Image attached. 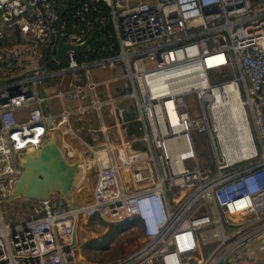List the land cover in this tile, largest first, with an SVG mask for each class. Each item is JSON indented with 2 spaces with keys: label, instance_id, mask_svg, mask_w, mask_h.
<instances>
[{
  "label": "built area",
  "instance_id": "obj_1",
  "mask_svg": "<svg viewBox=\"0 0 264 264\" xmlns=\"http://www.w3.org/2000/svg\"><path fill=\"white\" fill-rule=\"evenodd\" d=\"M64 1L28 0L27 13L22 0H0V264H79L78 242L65 247L80 216L95 215L131 222L141 238L98 264H224L264 229V0ZM59 40L84 51L57 59ZM95 70L121 75L96 83ZM230 85L252 151L242 159ZM51 130L65 157L90 152V202L5 204L21 155ZM195 134L215 140L211 170L199 165Z\"/></svg>",
  "mask_w": 264,
  "mask_h": 264
},
{
  "label": "rangeland",
  "instance_id": "obj_2",
  "mask_svg": "<svg viewBox=\"0 0 264 264\" xmlns=\"http://www.w3.org/2000/svg\"><path fill=\"white\" fill-rule=\"evenodd\" d=\"M263 1V0H261ZM8 46H16L17 43L10 41L8 39L5 42ZM121 75L119 70L109 71V70H95L92 72L93 80L96 83H100L105 79L119 77ZM99 91L105 92L104 86H99L97 88ZM50 107L52 110H56L57 103L51 102ZM124 109L128 114H124L127 118H131L127 105H123ZM105 124L108 125L107 118L105 116ZM243 117V114L240 116ZM245 124V119L242 121ZM95 141L91 142L92 145H97L102 141L101 135L96 134ZM194 141L197 148V156L199 165L202 168L213 169L214 156L212 146L214 139H211L205 134H195ZM96 168L89 169L88 179L84 180V183L88 181L89 187L83 183L80 185L79 199L84 203L90 202V197L86 198V194H91L92 182L95 179ZM83 181V180H82ZM78 185L76 188H78ZM86 198V200L84 199ZM76 205V204H75ZM80 227L77 229V242L78 251L76 253L79 264H98L103 263L108 260H112L120 256L121 254L128 253L140 243L139 230L133 223L129 222L127 224L121 223H111L107 221V218L100 215H95V217L86 219L83 216L79 218ZM84 227V228H83ZM256 238V237H255ZM254 237H251L244 241L241 247L237 248L235 251L229 253L224 264H239L238 256L241 254L242 258H245L246 264H252L250 260H262L264 257V250H259V242ZM214 244L210 243L203 247L202 252L206 256L210 253ZM246 257L250 260H246Z\"/></svg>",
  "mask_w": 264,
  "mask_h": 264
},
{
  "label": "water",
  "instance_id": "obj_3",
  "mask_svg": "<svg viewBox=\"0 0 264 264\" xmlns=\"http://www.w3.org/2000/svg\"><path fill=\"white\" fill-rule=\"evenodd\" d=\"M25 4L27 13L31 11V5L28 0H22ZM64 10V9H62ZM109 20L106 21V25ZM94 31L88 37L91 40ZM67 50H72L75 53H82L83 46H71L64 44L61 40L57 43L55 58H62L65 56ZM49 61L46 62L48 64ZM100 148V145L94 149ZM89 151L84 153V156H89ZM19 164L21 173L13 182V188L10 191L9 197L5 200V204H11L17 200L23 202L27 201H41L47 200L52 196L59 198L65 202H69L68 193L72 190L73 185L81 174L79 163H67L59 148L55 145L53 139L36 150H29L22 154ZM77 231L74 230L71 243L65 250L68 251L70 247L77 244ZM261 234L258 238H261ZM261 243H264L262 238Z\"/></svg>",
  "mask_w": 264,
  "mask_h": 264
},
{
  "label": "bare ground",
  "instance_id": "obj_4",
  "mask_svg": "<svg viewBox=\"0 0 264 264\" xmlns=\"http://www.w3.org/2000/svg\"><path fill=\"white\" fill-rule=\"evenodd\" d=\"M228 91L231 93V96L228 100V109L231 111V114H232L231 120L235 123V126H236L235 130H237V131H236V134L234 136H236L237 144H239V148H237V149H236V147L234 148V156L239 158V159H242V158L249 157L250 154L252 153V151L248 145L242 144V143H245V139L249 138V134L247 131H245V134L242 131V129L244 128V125H245L242 122V121H244V117H240L243 114V112H242L241 104H240L238 97L235 93L234 86L230 85L228 87ZM173 119H174V117L171 114V120H173ZM235 126H234V128H235ZM50 138L53 139V141L56 145L60 144V139L56 135L55 131H53V130L50 131V133L48 135V139H50ZM100 149H101V147L99 148V150ZM89 160H92V159L89 158L88 156H85L83 158L80 157V160H78L79 167L81 169V174L78 176V178L85 179L88 177L90 166L94 163V162L90 163ZM94 160H97V158ZM102 161H103V159H102ZM88 162L90 163V165L88 164ZM97 164H99V163H97ZM79 183L81 185L84 182L79 180ZM84 184L86 185V187H89L88 181H86ZM89 189L91 190V188H89ZM87 197H89V193L86 194V198ZM86 198H84V199L86 200Z\"/></svg>",
  "mask_w": 264,
  "mask_h": 264
},
{
  "label": "crops",
  "instance_id": "obj_5",
  "mask_svg": "<svg viewBox=\"0 0 264 264\" xmlns=\"http://www.w3.org/2000/svg\"><path fill=\"white\" fill-rule=\"evenodd\" d=\"M109 25V23L106 25V23H105V25H104V29L103 28H98L97 30H95L96 31V33L93 35V37L95 36V35H97L98 33H100V32H102V31H107L108 29H107V26ZM92 37V38H93ZM91 38V39H92ZM105 80H107V79H105ZM74 127H75V125H74ZM56 135L58 136V138H60L61 140H62V136L58 133V132H56ZM49 141V139H47V141H46V143ZM45 143V144H46ZM44 144V145H45ZM56 145V144H55ZM43 146V145H42ZM41 146V147H42ZM58 148H59V150L61 151V153H62V156H63V158H64V160L67 162V163H74V162H77L78 160H80V159H71V156H69L68 155V158L67 157H65V154H64V152L66 153V151L64 150V152H63V150L58 146V145H56ZM40 147V148H41ZM39 149V148H38ZM36 150V149H35ZM22 156V155H21ZM99 159H101V161H102V159H104V155L103 154H100V156L98 157V161H99ZM90 161V163H93L94 161H92V160H89ZM90 163L88 162V164L90 165ZM100 164V163H99ZM79 180L80 181H82V182H84V180H86V178L85 179H80V178H77V181L75 182V184L73 185V188H72V190L68 193V195H67V197H68V199H69V201H71L74 205L76 204V205H78V206H80V205H83V204H86V203H84V202H82L83 200H81L80 201V199H79V192H80V186L78 185V183H79ZM94 181H95V179L93 180V182H92V184H91V186H92V189H93V186H94ZM78 185V188H76V186ZM90 185V184H89ZM92 189H91V194H89V197H90V200H91V197H92ZM51 198H56V197H54V196H52ZM19 202H22L21 200H19ZM19 202H17L16 203V205L15 206H18V205H20L19 204ZM12 207H13V204L11 203L10 204ZM262 223L264 224V220L262 221ZM84 228V227H83ZM77 233V232H76ZM262 236H261V238H258V236H255L254 238L257 240L258 239V242H259V246H258V248H259V250H264V246H263V249H260V245H261V241H262V238L264 239V229L261 231V233H260ZM77 235V234H76ZM238 259H239V264H246V262H245V258H242L241 257V254L238 256ZM246 260L248 261V260H250V259H248L247 257H246ZM251 262H252V264H264V257L262 258V260H256V259H253V260H250Z\"/></svg>",
  "mask_w": 264,
  "mask_h": 264
},
{
  "label": "trees",
  "instance_id": "obj_6",
  "mask_svg": "<svg viewBox=\"0 0 264 264\" xmlns=\"http://www.w3.org/2000/svg\"><path fill=\"white\" fill-rule=\"evenodd\" d=\"M79 1H83V0H65L63 3L66 7H76L78 5ZM254 3L257 2V0H252ZM19 41V36L17 34H15V42ZM97 55V54H96ZM93 55V56H96ZM128 118V117H127ZM132 134L137 135L138 132L136 131V126L134 123H129L127 125V135L131 136ZM129 222H124L123 224H127Z\"/></svg>",
  "mask_w": 264,
  "mask_h": 264
}]
</instances>
